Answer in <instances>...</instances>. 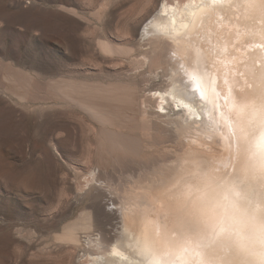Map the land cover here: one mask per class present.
Returning <instances> with one entry per match:
<instances>
[{"label":"bare ground","instance_id":"1","mask_svg":"<svg viewBox=\"0 0 264 264\" xmlns=\"http://www.w3.org/2000/svg\"><path fill=\"white\" fill-rule=\"evenodd\" d=\"M29 19L24 14L20 23ZM12 27L7 24L6 29ZM139 45L151 89L142 81L141 90L127 83L101 85L84 79L46 84L54 106H72L73 113L98 127V132H90L96 145L90 146L81 165L88 174L80 191L93 210L95 233L72 245L83 248L80 264H136L135 238L125 220L128 208L134 205L164 232L176 230L180 220L171 202L173 185L181 176L217 160L229 167L242 144L264 145V0H164L143 25ZM12 52L0 55L15 62L26 82L13 78L11 67L3 77L24 117H29L35 109L26 106V100L38 97L43 90L37 93V86L45 83L32 88L41 77L27 78V68L18 67L26 62ZM10 115L4 109L0 113V151L5 146L2 136L10 134L5 126ZM109 128L123 138L127 136L122 131L138 132L140 142L119 143ZM52 151L62 158L55 145ZM34 175V169L27 170L19 186L28 187ZM110 193L123 199L119 204L115 197L105 200Z\"/></svg>","mask_w":264,"mask_h":264},{"label":"rangeland","instance_id":"2","mask_svg":"<svg viewBox=\"0 0 264 264\" xmlns=\"http://www.w3.org/2000/svg\"><path fill=\"white\" fill-rule=\"evenodd\" d=\"M162 1L0 0V54L9 56L14 51L26 62L18 67L27 68V78L41 77L32 88L45 83L37 86V93L43 90L38 97L26 100L35 112L24 117L3 72L11 67L13 78L24 84L26 79L15 62L0 55V113L3 109L11 113L5 125L10 134L2 136L6 149L0 151V264H80L83 248L72 245L95 233L93 210L80 191L88 174L81 165L90 146L96 145L90 132H98V127L73 113L72 106H54L46 84L60 78L84 79L101 85L127 83L141 90L142 81L144 88L151 89L148 68L138 50L143 25ZM24 14L30 21L21 24ZM7 24L13 31L6 29ZM124 74L136 78L129 81ZM115 131L109 128L107 132L118 136L114 140L119 143L140 142L138 132L122 131L127 136L123 138ZM53 145L62 158L52 151ZM48 148L53 157L47 154ZM31 169L35 171L31 184L20 187L19 181ZM110 196L117 204L123 199L115 193L104 199Z\"/></svg>","mask_w":264,"mask_h":264},{"label":"clouds","instance_id":"3","mask_svg":"<svg viewBox=\"0 0 264 264\" xmlns=\"http://www.w3.org/2000/svg\"><path fill=\"white\" fill-rule=\"evenodd\" d=\"M173 188L176 230L127 209L136 264H264V145L242 144L229 167L202 164Z\"/></svg>","mask_w":264,"mask_h":264},{"label":"snow or ice","instance_id":"4","mask_svg":"<svg viewBox=\"0 0 264 264\" xmlns=\"http://www.w3.org/2000/svg\"><path fill=\"white\" fill-rule=\"evenodd\" d=\"M186 88H187V85L185 86ZM201 96H202V94H201ZM163 110V109H162ZM262 118H264V117H262ZM241 131H243V129H241Z\"/></svg>","mask_w":264,"mask_h":264}]
</instances>
